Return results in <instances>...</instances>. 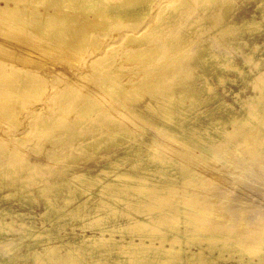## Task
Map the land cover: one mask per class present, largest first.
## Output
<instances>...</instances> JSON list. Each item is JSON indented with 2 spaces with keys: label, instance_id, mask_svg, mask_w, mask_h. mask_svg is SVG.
I'll list each match as a JSON object with an SVG mask.
<instances>
[{
  "label": "bare ground",
  "instance_id": "obj_1",
  "mask_svg": "<svg viewBox=\"0 0 264 264\" xmlns=\"http://www.w3.org/2000/svg\"><path fill=\"white\" fill-rule=\"evenodd\" d=\"M233 5L234 0H0V121L7 120V126L17 125L19 121L14 118L24 113L25 124L15 134L28 135V141L33 137L39 140L51 137L64 120H70L71 124L81 122L80 116L71 121L61 114L76 109L87 114L96 109L95 117H90V128L79 131L72 124L66 128V137H84L85 144L96 148L114 143L123 146L126 153L104 165L108 176L112 165L140 156L134 157L129 170L117 172L114 178L101 183L77 172L72 175V182L64 175L65 171L51 169L55 182L39 188V193L45 196L42 197L45 211L39 215L42 225L36 219L26 224L23 217H29L28 212L26 215L9 208L0 209V241L10 226L17 223L16 216H23L22 231L31 240L25 253H15L17 242L22 240L14 243L11 252L4 249L9 253H0V264H22V260L24 264H225L221 259H232L235 264H264V217H259L253 229L227 225L214 214L216 200L208 193L172 185V182H192L203 188L204 180L177 158H169L171 153L159 156L150 147L151 139L145 137L149 143L136 139L137 128L126 123V120L134 122L128 117L127 102L135 103L134 100L147 94L145 108L135 106L134 115L156 117L166 129L180 127L184 139H198L210 149L238 146L245 149L248 158L264 157V127L258 131L256 126L264 119V73L260 71L262 76L245 79L253 85L255 94L241 99L239 107L219 101V94L206 97L208 83L196 85L192 81L196 67L204 74L213 72L218 76L220 71L230 70V56L227 52H216L214 43L231 50L238 47L236 37L243 28L225 19ZM214 6L215 10L209 14L208 10ZM258 8L264 14V0L259 1ZM177 12L181 15H175ZM170 21L176 24L164 30L162 23ZM197 23L212 35L211 44L200 50L194 45L196 37L190 35ZM263 24L264 20H252L244 28L259 32ZM198 35L204 37L206 33ZM131 47L137 49L133 51ZM263 56H258V65L263 63ZM146 61L151 64L148 66ZM220 62L222 67L217 70ZM156 63L166 68L172 65V69L154 77ZM126 65H140L143 69L138 72L132 66L130 73L137 76L122 79ZM70 73L72 78L62 79L60 84L48 83L47 78ZM94 74L102 82L107 81L100 89L109 94L108 98L100 100L92 89L84 93L81 85L75 84L77 78ZM120 95L124 97L118 98L117 104L112 103L110 99ZM211 101L217 104L206 110L205 118L187 127L184 120L192 109ZM102 104L106 106L98 109ZM122 107L127 109L123 112ZM5 153L14 160L8 165L6 160H0V188L16 186L22 207L32 209L36 196L15 173L18 165H22L23 173L29 174L35 173V167L18 152ZM14 192H8V196L16 195ZM109 196L120 203L132 197L136 202L129 201L124 210L109 205L106 200ZM58 198L64 205L57 203ZM91 201L95 202L90 205ZM74 202L75 207L66 210ZM171 203L181 206L176 208ZM73 219L75 223H71ZM20 223L19 226L24 224ZM68 225L71 231L60 234ZM44 241L46 246L39 251L38 246Z\"/></svg>",
  "mask_w": 264,
  "mask_h": 264
},
{
  "label": "rangeland",
  "instance_id": "obj_2",
  "mask_svg": "<svg viewBox=\"0 0 264 264\" xmlns=\"http://www.w3.org/2000/svg\"><path fill=\"white\" fill-rule=\"evenodd\" d=\"M259 1L260 0H234V5L232 9L227 13L225 17L227 23H232V25H237V27L243 28L240 34L237 35L236 37L237 39L236 41L238 42V47L231 50V49H227L223 45L220 46L217 42L214 43L216 52H220V53L227 52V55L230 56L231 61L229 64L232 63L230 70L227 72L220 71L221 76L220 75L218 76L216 73L213 72H208L204 74L200 67L194 68L195 76L193 77L192 81L196 85H201L206 82L209 85V87L207 88V90L209 91L205 90L206 97L213 96L214 94H219L218 97L219 101L226 102L234 107H239L241 99H244L249 95L255 94L254 93L255 90H253V85L247 83L245 79L252 80L255 77L262 76L264 73V70H262L264 69V64H263L264 60L262 64L259 63L260 67L258 65L259 62L258 59H260L258 56L261 54L264 55V47L261 48V45H264V24L259 32H251L250 30L245 29L244 26L246 22L252 20H255L257 22H262L264 20V14L258 8ZM215 6L213 8L211 7L208 10L209 14L215 10ZM175 15L180 16L181 13L177 12ZM174 24H176L174 21H170L169 23L164 22L162 23L164 27L163 29L168 31L170 27ZM195 25L196 27L195 29H193L190 35L191 37H196L195 38L196 41L194 45L198 50H200L201 47L206 46L207 44H211L212 35L207 32L208 30H206V28L200 27L198 23ZM114 31L117 32V30L115 29ZM201 32H205L206 35L204 37L198 35ZM131 48H133L132 49L133 51L137 49V47H131ZM171 52H174V49H172ZM246 53L249 54L250 56L253 53L252 54L253 58L252 56L250 57L249 55H246ZM217 54L219 55V53ZM246 56L250 61L248 59L246 60L245 58ZM262 59H264V56L262 57ZM246 61H249V64H247ZM244 63H246L248 66L247 65L244 66ZM146 64L149 66L151 63L149 61H146ZM155 65H156V70H154V74H153L154 77H156L159 73H165L172 69V65H170V67L168 68H166L161 64L158 65L157 63ZM132 66L134 70L137 69L138 72H141V70L143 69V67H140V65L139 66L126 65L125 66L126 71L125 74L121 77L122 79H132L133 77L137 76L134 73L133 74L130 73L131 72L130 67ZM63 67L65 68L66 66ZM221 67H222V62L217 64V70H219ZM63 70L65 71L66 68ZM260 71L263 72L262 75ZM258 72L260 75H257ZM141 75L138 76L141 77ZM72 76L70 73V75H66L64 77L63 75H60L47 79H49L48 80L49 84L53 82L56 84L57 83L60 84L62 79L67 80L70 77L72 78ZM183 76L185 77V75ZM80 79H83V81ZM77 80L80 81L78 82ZM77 80H76L77 82L75 81V84L77 86L81 85V88L83 89L84 93H86L88 89H92L93 94L95 95L98 94L97 97L100 100L106 99V97L108 98L109 94L106 91L100 89L101 85L106 84L107 81L104 80L102 82V79H99L98 75L94 74L89 77H81V78H77ZM135 81H137V79ZM128 84L130 83L128 82ZM123 97L124 95L122 96L120 95L118 97H115L114 100L113 99L110 100H112V103L114 102L117 104L118 103L117 99ZM35 99H38V97H35ZM147 101H148V95L145 94L140 96V99L134 100L133 102L135 103L127 102L128 104H130L129 105L130 109L126 108L127 111L130 113L128 117L134 122H131L133 123L131 124L128 123V121L126 120V123L134 126L139 130L141 129V131L136 129L135 132H137V134L134 133L135 138L139 140H143L146 143H149L148 140L151 139L152 142H150L149 144L150 145L152 144V146L150 147L154 148L155 149L154 151L160 153L159 156L167 157L171 153L169 158H172V160L177 158L178 161L180 160L179 161L180 163L183 162V164H185L187 167L192 169L194 175H196L197 177H201L204 180L205 184H203V188L205 186L207 188L203 189L202 187L192 182H172V185L174 187L183 185L185 186V188H189V189L195 188L194 190L201 189L205 193H208L209 197H212L214 200H216V203L214 205V207H216L214 208L215 209L214 214L222 217L223 218L222 221H224L227 225L253 229L256 225L255 223L264 217V173H263L264 157L259 156L260 157L259 158L257 156L254 159L248 158L246 156L247 154L246 155L244 154L245 149L243 147L241 148L239 147L241 149L240 150L238 146H235L236 149L234 147L232 149L231 148L229 149L227 147H223V145L220 147L212 146L211 147L212 150H211L209 147H205L206 145L203 146L202 142H200L198 139L197 141L195 139L194 141L190 137L187 140L186 138L184 139L183 137L184 131H182V128L180 127L175 130L166 129L165 127L162 126L161 120L156 117L146 118L144 116L134 115L135 106L138 107L139 109H144ZM215 103H216L215 101H211L208 104L200 105L195 109H192L186 121L184 120V123L187 124V127H189L192 123L193 124L197 123V120L199 119L203 120L205 118L204 115H206V110L207 112L212 110L215 107ZM106 104L100 105L98 109H102L103 105L106 106ZM126 109L122 107L123 112ZM68 112L69 111H67V113ZM95 112L96 109H92L91 112L87 114H80L76 109L74 110V112H71L69 114H61V115H65L66 117L73 119L71 121H74L75 117L80 116L81 122H75V123L72 122V124L73 126L77 127L79 131H86L88 128L91 127L90 117L91 116L95 117L93 116ZM61 113L63 112L61 111ZM133 117L136 119H134ZM14 119H17V121H19L18 122L19 124H17L19 126H17L16 123L14 124L12 123V125L7 126L6 124L7 120L3 119L0 121V160L1 161L3 160L2 162H5L6 160L7 165L9 161L14 160L7 153H5L7 152V150L8 151L11 150L14 152H18L19 155L23 156L24 159L27 160L28 164L32 163L34 165L35 173L33 172L31 174L23 173L22 165H18L15 174L18 175L20 179L25 182L30 192L36 196V203H34L32 209L29 207H24V206L22 207V204L19 202V196H18L20 192L17 193L16 186L5 187L2 189L0 188V209L9 208L16 211V213L28 212V214L30 213L29 216L30 218L32 215L35 216V218H31V219L28 216L27 217L29 219L27 217L21 216L23 217L24 220L27 219L25 221L26 224L28 223L30 224L32 220L36 219L35 222L38 225H42V223L40 222L42 218H39V215L45 211V205H44L45 198H42L45 196L39 193V188L42 187L45 183L52 184L55 182L56 178L55 175H52L51 169L59 170L61 172L65 171L64 175L67 178L69 177L72 180V182H73L72 175L75 172H77L78 174H82V176L93 177L94 181L96 180L98 181V183H101L114 178L117 172H125L126 169L129 170L130 165L132 166L133 164L134 157H138V159L140 158L139 155H135L128 157L125 161L123 160L118 162L120 163L119 165L118 163L112 165L110 167V171L112 173L110 176H108L106 175V172L103 169L104 165L112 160H115L117 156H123V154L126 153V150L125 149L123 150V146L121 147L120 145L114 143L106 147L100 146L96 148L93 147L91 144H85L87 143V141L85 142L84 137H78V138L75 137V139L70 137L67 138L66 132H68V130L66 128L72 125L70 123V120L67 121L64 120V123L56 127L54 129V134L51 137H47V138L42 137L41 139L39 138V140L38 138L33 137L31 140L28 141L27 139L28 135L15 134L25 124L24 113H20L19 116ZM14 125H16L18 128L14 127ZM256 126H258L257 130L260 131L264 127V119L260 121ZM61 133H63L65 137L64 136L62 137ZM61 137L62 139L64 138L66 139L63 140L62 142ZM198 141L200 143H198ZM121 150L123 152H121ZM166 152H168V154ZM65 154L68 155L66 158L64 156ZM71 154H75L76 156L71 157L72 156ZM63 156L64 158H61ZM245 159L246 160L249 159V161L248 160L246 161ZM15 160L20 161L21 158L15 157ZM260 162L263 164H261ZM248 163L252 166L248 165ZM10 191L12 192L15 191L14 193H16V195L8 196V192ZM190 191L194 193V191L192 190ZM107 198L108 197H106V200L108 203H110L109 205L111 206L114 205L120 208L122 207L121 209L124 210H127V207L125 205H127L129 201L133 203L136 202V199L134 197L125 198V200L127 201L129 200V201L128 202L121 201L122 203L118 202L115 198L113 199V196H109V198L108 199ZM63 202L64 201H62L61 198L57 199L58 204L64 205ZM93 202L91 201L90 205ZM76 204L77 202H74L73 204L69 205L70 207L66 206L65 208L68 207L66 210L69 209L71 210L72 208L75 207ZM171 204L176 208L181 206V204L179 203H171ZM182 207L184 209H188V207H185L184 205H182ZM132 213L134 216L136 217L138 216L134 212ZM257 213H260L261 215L260 214L257 215ZM28 214L26 213V215ZM21 217L18 216L15 217L17 223L16 224L13 223L12 226L14 227L10 226L11 231L10 230L7 231L4 235L5 237L2 238L3 240L1 239L0 253H2L4 249H7L9 252H11V250H13L11 247L15 245L14 244L15 242L20 240L22 241L17 242L18 250H15V253L19 254L20 252H24V253L27 252V245L28 243L31 242V240L24 237V231L22 230L25 225V222L23 219H21ZM138 217H142V216L140 215ZM125 219H127V217H125ZM226 220L230 221V223L227 222ZM19 221L23 222L24 224L22 223L23 225L19 226L20 223ZM75 221L76 220L73 219L71 223H75ZM245 223H247L248 225ZM211 224L214 225L215 223H211ZM252 224L254 226H252ZM18 227L21 230L18 229ZM65 228L66 230L61 229L59 233L63 235L65 234L66 231H67L66 233L71 231V227L69 225ZM78 232H80V230H78ZM88 233L91 234V231H88ZM6 237L7 239L5 240ZM18 237L21 238L19 239ZM41 244H39L38 246L39 251H43V248L46 246V242L44 241ZM7 250L4 251L5 254L9 253ZM4 253L2 254L4 255ZM236 258H238V256H236ZM220 261L224 262L225 264H235L234 260L232 259L230 260L221 259ZM21 263L24 264V261L22 260Z\"/></svg>",
  "mask_w": 264,
  "mask_h": 264
}]
</instances>
